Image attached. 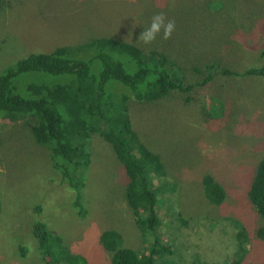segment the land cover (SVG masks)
<instances>
[{"label":"rangeland","instance_id":"1","mask_svg":"<svg viewBox=\"0 0 264 264\" xmlns=\"http://www.w3.org/2000/svg\"><path fill=\"white\" fill-rule=\"evenodd\" d=\"M158 12L176 21L171 39L138 45ZM97 38L160 51L181 68L188 84H196L187 94L131 103L134 127L166 169L154 180L157 236L174 255H161L159 264H264V217L248 196L264 156V77L219 72L201 84L211 65L234 72L264 66V0H0V74L31 54ZM64 78L31 72L14 84L29 98L28 85ZM4 115L0 112V264H47L33 235L36 221L89 264H110L100 241L107 230L119 232L141 254L150 251L154 235L138 223L127 198V172L110 143L99 134L92 137L83 215L74 206L76 192L54 169L51 151L34 136L38 121L31 115L9 121ZM206 175L223 188L222 205L206 197Z\"/></svg>","mask_w":264,"mask_h":264},{"label":"trees","instance_id":"2","mask_svg":"<svg viewBox=\"0 0 264 264\" xmlns=\"http://www.w3.org/2000/svg\"><path fill=\"white\" fill-rule=\"evenodd\" d=\"M79 54L84 57H78ZM206 70L208 76L201 83L203 86L219 72L227 76L264 77V66L234 72L211 65ZM31 72L65 78L60 83L28 85L30 97L26 98L19 94L14 83L21 74ZM195 87L196 84L186 82L181 68L166 54L145 51L115 38H97L76 48L63 46L51 53L31 54L1 73L0 112L9 121L22 115H31L38 121L33 127L34 136L51 151L53 167L60 173L61 181L76 192L74 206L83 215V189L92 163V137L99 134L110 143L128 175L129 204L141 229L154 235V241L144 254L127 247L115 230L104 231L100 241L111 255L110 264H159L161 255H174L172 248L157 236L161 220L154 180L165 176L166 169L161 157L134 127L131 103H155L173 93H190ZM202 183L208 200L222 205L225 192L214 177L206 175ZM248 196L264 217V156ZM35 210L40 213L41 207ZM33 235L47 264H89L86 257L73 253L64 239L43 221L33 224Z\"/></svg>","mask_w":264,"mask_h":264},{"label":"clouds","instance_id":"3","mask_svg":"<svg viewBox=\"0 0 264 264\" xmlns=\"http://www.w3.org/2000/svg\"><path fill=\"white\" fill-rule=\"evenodd\" d=\"M176 30V21L174 18H170L165 12H158L153 14L151 22L147 27H144L143 32L138 38V45H151L157 37L167 41L171 39L173 33Z\"/></svg>","mask_w":264,"mask_h":264}]
</instances>
